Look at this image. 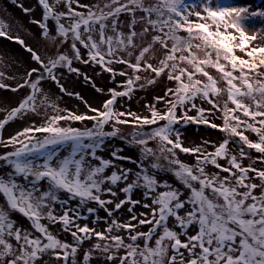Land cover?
<instances>
[{"label": "snow or ice", "instance_id": "obj_1", "mask_svg": "<svg viewBox=\"0 0 264 264\" xmlns=\"http://www.w3.org/2000/svg\"><path fill=\"white\" fill-rule=\"evenodd\" d=\"M211 3L212 0H207L203 4L205 15H202L201 11H190L185 0H104L103 4L94 6L79 4V0H38L42 18L30 22L41 30L50 49L57 48L47 63L20 36L10 35V25L0 21V38L19 44L39 65L28 70L23 83L15 87L0 83V89L12 92L30 90L19 105L0 120V131L18 115L39 114V108L46 102L57 112L40 126L33 125L7 140L0 139V144L12 148L0 154V161L10 169L7 177H0V194L4 198L0 207V264H91L94 251L104 254L106 264L117 260L118 264H264V170L242 163L249 158L247 150L260 153L264 163V72L259 71L264 69V47L249 48L256 37L246 34L247 8L219 2L213 8ZM74 4L86 8L87 12L75 10ZM59 5L66 11H59ZM31 11L24 8L25 14ZM193 14L200 22L190 21ZM122 15L129 19L121 20ZM250 15L264 17V11ZM50 20L55 35L50 34L53 31ZM211 26L215 30H210ZM179 31L187 36L181 37ZM68 42V52H59ZM154 45L159 46L156 51L163 57L158 65L151 62ZM193 48L207 51L200 58ZM236 49L249 59L238 57ZM136 50L138 55L133 62L128 57ZM124 52L127 57L121 55ZM178 52L187 55L177 56ZM74 60L98 65L113 83L117 76L128 77L117 87L107 89L109 98L102 108H92L85 101L95 115L71 111L58 114L60 110L50 102L41 86V81L50 79L60 92L83 99L79 93L67 92L61 83L63 73L58 74L56 70L67 68L70 73L83 75L97 93H103L104 89L97 87L92 77L73 67ZM180 62L190 67H180ZM114 64L126 66L134 75L115 70ZM208 68L214 69L218 77H213ZM166 70L167 79L175 82L174 88L165 90L169 105L166 111L145 105L150 115L140 116L116 107L120 98L131 99L137 88L144 87L139 83L141 77L135 73L147 71L160 77ZM220 81L226 87H218ZM154 82L148 80L150 84ZM121 88L123 90H118ZM223 92L227 93V99L222 106L210 98ZM197 98L206 100L211 110L197 107ZM155 99L161 101L164 97ZM193 109L196 116L188 114ZM215 112L222 114V125L209 120V115ZM86 120L93 121V126L85 129L61 126V121ZM161 121L164 123L160 124ZM181 121L185 125L205 124L225 133L226 138L218 146L212 144L214 150L210 152L207 151L210 142L194 148L184 147L175 127ZM109 122L112 130L105 132L104 127ZM121 125L130 127L131 131L121 138L139 146V157L124 156L122 150L117 149L111 151L108 159L98 155L106 139L123 132ZM154 125L156 127H151ZM246 132L254 133L257 140H251ZM37 133L43 134V138H38ZM149 141H156L157 150L148 147ZM230 142L239 149V159L229 155ZM64 146L68 147V153L61 156L59 148ZM177 149L193 155L195 164L190 166L180 161ZM222 159L228 166L218 162ZM116 160L127 161L135 167L117 165ZM207 165L218 171L209 174ZM108 169H111L110 174H106ZM161 172L171 173L187 191L161 179L158 175ZM220 173L227 175L221 177ZM17 177L30 186L22 185ZM254 179H259L260 183L246 182ZM41 182L46 187L42 188ZM257 188L259 195L255 194ZM138 190L142 191L143 199H132ZM60 193L67 194L68 199L61 200ZM72 200L78 201L75 208L65 207L62 215L56 213L57 203L67 205ZM90 204L97 205L105 215H98L97 208L88 206ZM125 204L130 205L128 223L113 218L110 224L97 228L102 221L118 214ZM136 205L147 211L137 213ZM81 208L85 212H81ZM13 212L22 214L30 222V229L17 225L11 215ZM44 220L48 224L42 223ZM57 223L71 235L72 242L50 231L49 226ZM144 225L148 226L146 231H136L138 226ZM193 227L195 232L190 231ZM121 228L128 242L124 236L116 234ZM93 236L98 242L78 256L80 245ZM121 249L124 255H118ZM46 255L49 260L42 259Z\"/></svg>", "mask_w": 264, "mask_h": 264}, {"label": "rangeland", "instance_id": "obj_2", "mask_svg": "<svg viewBox=\"0 0 264 264\" xmlns=\"http://www.w3.org/2000/svg\"><path fill=\"white\" fill-rule=\"evenodd\" d=\"M196 4L189 5L190 11H201L202 15H205L202 12L203 4L207 3V0H196ZM51 2V0H50ZM221 4H228L232 7H244L249 10L248 13L245 15L248 16L246 20H244V25L246 28V34L249 36H255L256 39L253 40L249 48L251 47H264V17L259 16H251V12H259L264 11V1L261 0H212L211 7L215 8L217 3ZM103 4L104 0H79V4L94 6L96 4ZM59 11H66L63 5L57 6ZM24 8L32 9L31 12L25 14ZM73 8L77 11L81 12H87L86 8H80L76 4L73 5ZM42 7L38 4V0H0V21H3L10 25V35L12 36H20L25 43L33 48L37 54L41 57L42 60H44L46 63L48 62L49 58L54 55V53L57 51V48H49L48 43L45 38L41 35V30L38 28L36 24L31 23L30 21L40 20L42 18ZM137 15H142V13L137 12ZM129 19L128 16L122 15L121 20L127 21ZM190 19H193L196 22H200L197 20V17L193 14L190 16ZM50 27H53V22L50 20L48 21ZM137 30H140V25H137ZM213 30L214 26H211ZM127 31V29H124ZM51 35H55L54 27L53 31L50 33ZM150 35H154V33H150ZM150 39V36H149ZM69 43H65L63 47H60L58 50L61 53H67L69 48ZM194 43H200L199 41H194ZM57 44H59V40L57 41ZM171 45V41H169V46ZM158 45L153 46V52L154 54L151 57V62L154 65H158L159 59H162V55L160 51H156L158 48ZM205 51L207 50H198L193 48L194 54H196L198 57L203 58L205 55ZM84 53V50L82 49V54ZM235 54L242 58V59H249L244 53L239 52L238 49L235 50ZM121 55L127 57V53H121ZM135 55H138V50H136L132 57H128L133 62L135 60ZM179 55H187L186 52L184 53H178ZM86 58V55H85ZM213 58L214 53H213ZM171 63V62H170ZM180 67H190L186 64V62H180ZM33 67H39L30 56V53H27L19 44H16L12 40H8L5 38H0V73H3V76H0V83H5L11 87H15L19 83H23L24 78L26 77V72L30 70ZM73 67L79 68L80 72L82 74H86L89 77L93 78V81L97 85V87H101L104 89L103 93H97L95 89L91 86L90 83L85 82L83 75L77 76L75 73L68 72L67 68H58L56 71L57 73H63L61 83L63 86L67 89V92L69 93H79L83 99H78L75 95H68L65 93L60 92L59 87L50 79H45L41 81V86L43 90L48 94L50 102L54 103L56 108L59 109V113L61 115L66 114L67 111H71L75 114H84V115H95V113L89 111V108L86 106L85 101H87L88 104L91 105L92 108L100 109L102 108L103 102L109 98L107 89L108 88H115L117 87V84L123 83L128 77H116V82L113 83L109 79V74L102 72L98 65L96 64H82L79 61H73ZM112 67L119 71V70H125L128 72L129 76L134 75L133 71L131 69H127L124 65L114 64ZM230 67V66H229ZM207 71L213 77H218V73L212 68H208ZM259 71L264 72V69H260ZM97 73H100L97 75ZM235 75H238V73H234ZM135 75H139L141 77V80L139 83L144 84L143 88H137L132 96L131 99L128 98H120L119 102L117 103L116 107L120 111H131L134 113H137L140 116H149V111L145 107V105H155L156 108L164 112L168 108L167 100L168 97H165V90L169 87H175L174 81H169L167 79V70L165 73L161 74L160 77H155L153 73L147 72V71H141L138 73H135ZM200 79H204L203 77H199ZM152 79L155 82L154 83H148V80ZM218 87H226L223 81H220L218 84ZM118 90H123L118 89ZM29 89H20L18 92H12L9 89H0V120H3L7 114L14 108H16L19 103L26 97V95L29 93ZM164 97V100L157 101L155 97ZM214 99L216 103L219 105H223V103L227 99V93L223 92L218 97H211ZM248 102V101H246ZM197 107H202L204 109L211 110V105L207 103L206 100H202L200 98H197L195 101ZM229 106L232 107L231 103L229 102ZM39 114L34 112H28L27 114L18 115L17 118L10 121L5 128L0 131V139L7 140L8 138L15 136L16 133L22 131L25 128L35 126H40L45 123L46 119L50 115L57 114L56 111L53 110V108L48 106V103L46 102L45 105L41 106L39 108ZM178 115L180 113V110H177ZM191 116H196V110L193 109L188 113ZM238 115V113H237ZM209 120L217 125L223 124V118L222 114L219 112H215L214 114L209 115ZM93 121L86 120L83 122H70V121H61V126H72L75 128L85 129L90 128L93 126ZM164 122L161 121L160 124H163ZM123 129L122 133H119L114 138H108L105 141L104 147L98 151V155L108 159L110 157V153L113 149L122 150L121 154L124 156H131L134 159L139 157V146L135 144H130L127 141L123 140L121 137L130 132L131 129L127 125H121L119 126ZM151 127H156L151 126ZM181 136V141L184 147L188 148H194L197 146H204L205 142H210L207 145V151H213L214 148L212 147V144H215L218 146L220 142L224 138H226L225 133H221L218 131V129L210 128L205 124H193V123H187V125L184 124L183 121H181L180 124H177L175 126ZM112 130V124L109 122V124L105 125L104 131L109 132ZM250 135L247 133L250 138H254L255 134L249 132ZM36 136L40 139L43 138V134L37 133ZM173 139L175 137L173 136ZM233 141L238 140V138H232ZM148 147H152L155 150H157V143L156 141H149ZM229 155H236L239 159V149L233 146V143L230 142L229 144ZM11 147H5L2 144H0V154H4L6 152L11 151ZM249 152V158L244 159L242 161L244 166H248L251 164L254 168L259 170H264V163L261 162V154L257 153L255 150H247ZM177 152V158L182 161L183 163H186L188 165H194L195 164V157L191 154H185L179 151V149L176 150ZM68 153V147L64 146L62 148H59V155L63 156ZM37 162H39L38 158ZM255 161V162H253ZM223 166H228L226 160H219L218 161ZM94 163H96L94 161ZM115 163L117 165H123L124 167H131L134 168L135 165L128 163L127 161L123 160H116ZM10 169L5 164L4 161H0V177H7ZM218 169L214 168L212 165L206 166V172L209 174L217 172ZM111 169H108L106 174H110ZM161 179H165L169 181L171 184H173L175 187L183 189V185L180 184L175 177L171 173H164L161 172L158 174ZM227 173H220L221 177L226 176ZM250 176H255V173H249ZM17 179L20 181V183L24 186H30L27 181L22 180L21 178L17 177ZM248 183H257L259 184V179L249 180L246 181ZM41 187H46V184L44 182H41ZM164 190V189H159ZM185 192L187 190H184ZM242 191V189H241ZM260 189L257 188L255 191L256 195H259ZM121 198H123V194L121 193ZM61 200H67V194L60 193ZM104 198H109L105 196ZM3 197L2 194H0V207L3 206ZM132 199L134 200H142V191H136L132 195ZM78 204V201L72 200L67 205H61L57 203L55 206L56 213L58 215H62V212L65 207L67 208H75ZM88 206L96 207L97 208V214L100 216H104L105 213L103 210L99 209V207L95 204H90ZM130 207V205L125 204L124 207L119 211L118 214H115L114 217L107 218V221H102L100 225H97V228H103L105 223L110 224L111 219L115 218L120 223H128V217L131 215L127 209ZM81 212H85L84 208L80 209ZM135 211L137 213L147 211L146 209L142 208L141 205H136ZM12 218L15 220L17 225L24 229H30V222L22 216V214H19L18 212H13ZM143 218V217H141ZM84 221H81L83 223ZM44 224H48L46 220L42 221ZM132 223H135V221H132ZM50 231L53 232L54 235H57L60 239L72 242V237L69 233L62 230V227L60 224L50 225ZM147 225L144 226H138L136 231H146ZM34 231V230H33ZM191 232H195L196 229L193 227L190 229ZM116 234L122 235L125 237V241L127 240V235L125 233V230L121 228L119 232ZM38 235V233L36 234ZM183 240L184 238L181 237ZM15 243L14 241H12ZM95 236L92 237L90 240H86L82 245H80L78 249V256L82 254L83 252L89 251L92 249V246L97 243ZM99 243L103 244V241H99ZM183 251V250H182ZM93 259L91 261V264H106V261L104 260V254L99 251L93 252ZM118 255H124V249H121ZM43 260H49V256H44L42 258ZM50 264H54V262H50ZM112 264H118L117 261H113Z\"/></svg>", "mask_w": 264, "mask_h": 264}, {"label": "trees", "instance_id": "obj_3", "mask_svg": "<svg viewBox=\"0 0 264 264\" xmlns=\"http://www.w3.org/2000/svg\"><path fill=\"white\" fill-rule=\"evenodd\" d=\"M261 1H264V0H261ZM196 0H185V4H186V6L188 7L189 5H191V4H196ZM190 7V6H189ZM188 7V8H189ZM190 21L191 22H193V23H195L196 21H194L193 19H190ZM210 30H213L211 27H210ZM154 34H156V33H154ZM178 35H180L181 37H186L187 36V34L186 33H184L183 31H179L178 32ZM193 43H194V41H193ZM195 44V43H194ZM192 51H193V49H192ZM179 53V52H178ZM177 53V54H178ZM214 59V58H213ZM222 63H225V62H223V61H221ZM197 78H199V77H197ZM238 115H239V113H238ZM247 133L250 135V133L249 132H246L245 134L247 135ZM249 138H250V136H249ZM251 140H253V141H256L257 140V137H256V135L254 136V138H250Z\"/></svg>", "mask_w": 264, "mask_h": 264}]
</instances>
